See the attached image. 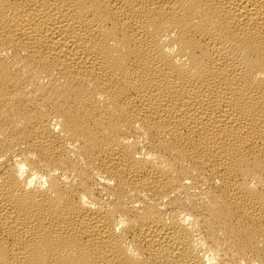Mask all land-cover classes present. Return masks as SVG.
I'll use <instances>...</instances> for the list:
<instances>
[{
  "label": "bare ground",
  "instance_id": "6f19581e",
  "mask_svg": "<svg viewBox=\"0 0 264 264\" xmlns=\"http://www.w3.org/2000/svg\"><path fill=\"white\" fill-rule=\"evenodd\" d=\"M0 264H264V0H0Z\"/></svg>",
  "mask_w": 264,
  "mask_h": 264
}]
</instances>
